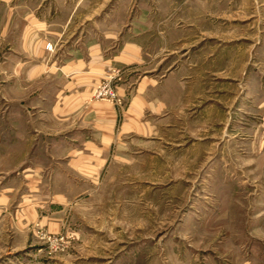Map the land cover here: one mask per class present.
<instances>
[{
  "label": "rangeland",
  "instance_id": "1",
  "mask_svg": "<svg viewBox=\"0 0 264 264\" xmlns=\"http://www.w3.org/2000/svg\"><path fill=\"white\" fill-rule=\"evenodd\" d=\"M140 4L172 14L170 39L147 42L153 73L184 78L171 107L121 132L129 70L108 69L91 101L118 107L119 138L19 264H264V0Z\"/></svg>",
  "mask_w": 264,
  "mask_h": 264
},
{
  "label": "crops",
  "instance_id": "2",
  "mask_svg": "<svg viewBox=\"0 0 264 264\" xmlns=\"http://www.w3.org/2000/svg\"><path fill=\"white\" fill-rule=\"evenodd\" d=\"M140 3L0 0V264L22 263L38 226L57 232L76 179L107 163L120 110L91 93L109 68L129 70L121 132L170 109L169 86L184 78L153 73L147 42L170 39L172 14Z\"/></svg>",
  "mask_w": 264,
  "mask_h": 264
},
{
  "label": "built area",
  "instance_id": "3",
  "mask_svg": "<svg viewBox=\"0 0 264 264\" xmlns=\"http://www.w3.org/2000/svg\"><path fill=\"white\" fill-rule=\"evenodd\" d=\"M48 48L49 49H52V45L49 43L48 44ZM104 88V87H103ZM108 91H107V89H106V87H105V89H100V90H98V95H101V94H105V93H107ZM106 95V94H105ZM111 97H115L116 95H115V93L112 91V90H110V94H109Z\"/></svg>",
  "mask_w": 264,
  "mask_h": 264
}]
</instances>
